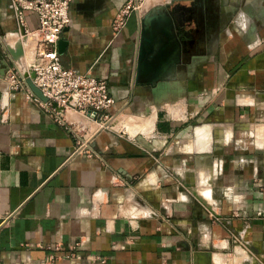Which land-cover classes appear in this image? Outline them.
<instances>
[{"label": "crops", "instance_id": "0c3cea01", "mask_svg": "<svg viewBox=\"0 0 264 264\" xmlns=\"http://www.w3.org/2000/svg\"><path fill=\"white\" fill-rule=\"evenodd\" d=\"M126 1L72 0L60 37L63 65L116 98L111 127L67 113L94 155L11 90L8 69L0 76V264H264V20L223 22L214 8L204 55L151 86L135 81L141 19L170 0H150L115 33ZM253 2L264 7L246 0L243 13ZM25 19L38 27L35 12ZM17 28L0 0L3 56L25 69L35 41L25 34L21 62L5 48L23 38ZM139 111L149 132L134 116L136 134L113 125Z\"/></svg>", "mask_w": 264, "mask_h": 264}, {"label": "built area", "instance_id": "2783aa9c", "mask_svg": "<svg viewBox=\"0 0 264 264\" xmlns=\"http://www.w3.org/2000/svg\"><path fill=\"white\" fill-rule=\"evenodd\" d=\"M72 0H10L18 20L19 29L36 43L33 58L25 69L17 64L9 66L6 75L8 86L13 91L23 90L27 100L43 108L58 124L67 128L76 141V153L88 156L96 152L91 146V136L82 134L79 128L69 121L67 113L80 112L101 128L111 127L115 115L111 112L116 98L110 91L106 80L96 77L92 71L80 72L63 65L58 43L63 30L71 22L70 6ZM143 3L139 0H127L117 11L112 28L119 32L127 22L128 16L140 10ZM25 11L37 14L38 27H27ZM11 57V56H10ZM42 91L47 101L42 100L28 85L27 75Z\"/></svg>", "mask_w": 264, "mask_h": 264}, {"label": "water", "instance_id": "95a60500", "mask_svg": "<svg viewBox=\"0 0 264 264\" xmlns=\"http://www.w3.org/2000/svg\"><path fill=\"white\" fill-rule=\"evenodd\" d=\"M152 13L145 14L141 19L135 81L138 84L156 86L159 81L165 78L167 73L174 70L180 63L182 46L176 28L181 22L178 20V14L172 17L167 9H160L159 12ZM148 16L151 19L146 21ZM17 32H20L23 38L14 45L6 44V49L14 60L21 62V57L25 54V30L18 27ZM64 43L63 39L59 40L60 52ZM0 67H2L0 76H4L9 68V63L2 51H0ZM33 76V72L31 76L27 75L28 85L42 100L47 101L42 91L33 83Z\"/></svg>", "mask_w": 264, "mask_h": 264}, {"label": "rangeland", "instance_id": "374dc122", "mask_svg": "<svg viewBox=\"0 0 264 264\" xmlns=\"http://www.w3.org/2000/svg\"><path fill=\"white\" fill-rule=\"evenodd\" d=\"M139 1H140V3H143V5L141 6L140 9H144L150 0H146V1L145 0H139ZM245 1L246 0H170L166 4V7H167L166 9L172 15V17H174L175 15H177L179 13V10H181V8L184 10V9H189L190 7H194L198 11H201V13L203 15L204 14L206 15V12L209 14L210 8H216L217 7L219 9V13L217 11L215 13L217 15H219L220 20H224L223 22H226L227 18L230 17L231 22H232V20H234V21L238 22V24L240 23L242 25L243 24L242 21L248 22V21H250V18L252 17V15H250L247 12L243 13V9L246 6ZM232 6H234V7H232ZM159 11H160V8H156L155 10H153V13H157ZM233 11H234V13L231 16V13ZM256 17L257 16H255L254 18L257 19ZM4 37H5V33L0 36V40L3 42H4ZM0 51H3L2 43L0 44ZM30 59H32V57ZM194 62L195 61H193L191 63H187L185 65L184 64L180 65L178 63L177 66L178 67H189V66H192L194 64ZM146 111L149 112L151 110H144V112H146ZM142 112L143 111L121 114L119 116L120 118L118 117V119H116V123H114L113 125L115 126L116 129H123V130H127L131 134H136V133H133V131L131 132L130 129L128 127H126L125 125H126V123H128V121H130V117H133V116H134L133 117L134 119H136V117H137V122H135V123H137L139 125L145 124V118H147V117L144 118L143 116H146L147 114L143 115ZM139 114H142L141 117L136 116ZM144 128L145 127L142 125H140L139 127H135V129H138L137 133L138 132L145 133L147 131L149 132V128L147 130H145Z\"/></svg>", "mask_w": 264, "mask_h": 264}, {"label": "flooded vegetation", "instance_id": "af4514ba", "mask_svg": "<svg viewBox=\"0 0 264 264\" xmlns=\"http://www.w3.org/2000/svg\"><path fill=\"white\" fill-rule=\"evenodd\" d=\"M254 5L255 2H253V4H248L250 9L247 11V13L252 15L251 18L257 16V20H264V7L259 6L255 10ZM233 13L234 11L231 13V16ZM211 16H214V8H210L209 14L206 12V15H203L201 11H198L194 7L184 10L181 8V10H179L178 20L181 23L179 22L180 24L178 28H176V32L182 46L181 59L179 63L180 65H185L187 63L196 61L204 55V44L206 41H208L210 35L209 24L211 22ZM227 19L230 20V17ZM235 30L237 29L235 28ZM249 33L253 34L251 30Z\"/></svg>", "mask_w": 264, "mask_h": 264}, {"label": "bare ground", "instance_id": "6f19581e", "mask_svg": "<svg viewBox=\"0 0 264 264\" xmlns=\"http://www.w3.org/2000/svg\"><path fill=\"white\" fill-rule=\"evenodd\" d=\"M150 19H151V17H150V16H148V17L146 18V21H149ZM28 37H29V36H28ZM32 40H33V39H32ZM33 41H34V40H33ZM34 44H35V45H34V46H33V48H32V49H33V51H34V49H35V46H36V43H35V42H34ZM33 51H32V52H33ZM24 55H25V54H24ZM24 55H23V56H24ZM23 56H22V57H23ZM22 57H21V58H22ZM152 116H154V117H155V115H153V114H152ZM152 116H151V117H152ZM119 118H120V117H119ZM146 119H147V118H146ZM150 119H152V118H150ZM151 121H152V120H151ZM145 122H147V121H145ZM148 122H149V121H148ZM146 124H147V123H146ZM150 124H151V123H150ZM150 124H149V125H150ZM148 127H149V126H148ZM150 127H151V126H150ZM150 127H149V128H150ZM146 128H147V127H146ZM146 128H144V129H146ZM147 129H148V128H147ZM147 129H146V130H147Z\"/></svg>", "mask_w": 264, "mask_h": 264}]
</instances>
